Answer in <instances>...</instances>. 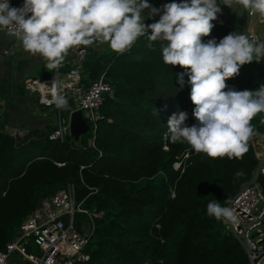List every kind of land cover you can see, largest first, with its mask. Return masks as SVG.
I'll return each mask as SVG.
<instances>
[{
    "label": "trees",
    "instance_id": "obj_1",
    "mask_svg": "<svg viewBox=\"0 0 264 264\" xmlns=\"http://www.w3.org/2000/svg\"><path fill=\"white\" fill-rule=\"evenodd\" d=\"M9 1L17 7L24 3ZM211 23L204 43L233 33ZM148 43L147 35L141 36L123 54L85 48L79 62L82 82L103 72L112 89L98 105L93 146L86 144L89 130L77 140L70 133L48 138L53 127L14 138L1 130V122L0 250L42 198L70 182L76 201L93 213L83 247L87 258L73 264H246L243 247L207 215V204L224 206L248 180L257 161L253 145L249 140L242 159H213L187 143L164 140L174 113L185 109L186 126L197 123L195 105L185 69L163 62V42L151 48ZM51 75L48 71L46 77ZM261 84L264 58L242 65L226 80L225 91L256 90ZM251 124L258 132L264 112ZM174 161H180L176 169ZM259 179L264 181V174ZM75 226L81 229L78 222Z\"/></svg>",
    "mask_w": 264,
    "mask_h": 264
},
{
    "label": "clouds",
    "instance_id": "obj_2",
    "mask_svg": "<svg viewBox=\"0 0 264 264\" xmlns=\"http://www.w3.org/2000/svg\"><path fill=\"white\" fill-rule=\"evenodd\" d=\"M221 3L242 7L249 15L264 19V0ZM148 8V16L160 12L148 0H24L19 8L11 7L9 0H0V31L19 39L24 52L39 55L49 71L58 69L69 51L79 46L107 44L113 52L123 54L141 36L147 35L149 48L155 41L163 42V62L179 65L188 75L197 121L186 126L187 110L179 111L178 116L174 113L168 119L173 142L187 143L196 153L213 159H242L255 134L251 121L264 112V84L256 90L225 91L226 80L238 75L242 65L264 58V43L236 32L219 42H202L221 11L216 0L167 3L158 21L145 25L143 10ZM184 75L179 76L181 84ZM50 96L47 103L67 108L68 100L55 76ZM207 215L225 224L238 223L234 210L217 201L207 204Z\"/></svg>",
    "mask_w": 264,
    "mask_h": 264
},
{
    "label": "built area",
    "instance_id": "obj_3",
    "mask_svg": "<svg viewBox=\"0 0 264 264\" xmlns=\"http://www.w3.org/2000/svg\"><path fill=\"white\" fill-rule=\"evenodd\" d=\"M172 2L180 3L182 0L162 1L161 5L155 7L160 9V12L153 16H148L151 8L144 9L145 20L148 23L155 21L157 16L163 14V5ZM9 4L11 7H17L10 1ZM213 22L221 23V18L216 15ZM245 35L250 39L255 37L258 43H264V39L255 32H247ZM9 39L13 46L21 45L16 37L9 35ZM9 51L8 48L3 49L4 53ZM73 51L74 59L63 74L58 68L53 70L50 77H26L22 81V87L35 97L38 104L55 110L54 127L48 132V138L62 139L65 134H69L68 115L71 111L79 109L87 124V130L90 131L89 136L86 137V144L93 146L96 120L100 116L98 105L103 94L110 93L112 89L103 72L84 84L81 80L79 62L85 53V46L74 48ZM54 76L62 85L63 94L68 100L67 117L62 114L61 109L47 103L51 99ZM1 130L14 138L24 133L21 128L8 122L2 123ZM260 134L262 136L260 143L256 149L253 148L257 161L250 178L244 181L224 204V207L234 210L238 223L225 224L220 221L223 230L231 233L243 247L248 264H264V238L261 236L254 238L250 235V230L264 221V190L263 185L258 182L259 176L264 174V134ZM163 139L172 141L171 134L169 132L164 134ZM162 147L166 148V145L163 144ZM60 163L56 162V164ZM179 165L180 161L172 163L174 169ZM76 212L83 214L90 223L92 211L83 206L81 200L76 201L73 186L67 182L56 188L48 197L42 198L38 205L19 222L15 234L0 250V264H15L8 261V256L12 252L29 264H73L76 260H85L87 254L83 251V247L91 233V225L89 224L87 229H77L74 223ZM28 245L35 246L36 251L28 249Z\"/></svg>",
    "mask_w": 264,
    "mask_h": 264
},
{
    "label": "crops",
    "instance_id": "obj_4",
    "mask_svg": "<svg viewBox=\"0 0 264 264\" xmlns=\"http://www.w3.org/2000/svg\"><path fill=\"white\" fill-rule=\"evenodd\" d=\"M221 6L223 18L220 24L226 25L233 33L255 32L264 39V19H261L258 14L249 15L246 10L239 6L230 8L223 3ZM144 23L145 25L148 24L147 21ZM8 39L9 35L6 42ZM8 46L0 42V113L6 118L1 122L17 121L19 125L16 126L21 128L24 133L32 129L45 130L54 127V110L51 107H43L38 104L35 97L27 93L22 87V81L26 77H46L49 70L46 68L45 62L39 55H29L24 52L21 45L11 49L8 53H4L3 49ZM74 54L73 49H71L59 67L61 74L71 65ZM21 106L26 109L25 116L20 113Z\"/></svg>",
    "mask_w": 264,
    "mask_h": 264
},
{
    "label": "rangeland",
    "instance_id": "obj_5",
    "mask_svg": "<svg viewBox=\"0 0 264 264\" xmlns=\"http://www.w3.org/2000/svg\"><path fill=\"white\" fill-rule=\"evenodd\" d=\"M164 2V0H148V3H149V5L151 6V7H157L159 4L161 5V2ZM144 14V13H143ZM145 16V15H144ZM161 16V15H160ZM160 16H157V18H156V20L155 21H153V22H150V23H148V24H151V23H154V22H157L158 20H159V18H160ZM146 18V17H145ZM223 18V17H222ZM146 20L144 19V22H145ZM147 24V25H148ZM6 38H8V34H7V32L6 31H0V42H2L3 43V45H7L8 46V40H9V46L8 47H6V48H8L9 50H11V49H13V48H15V46H13L12 44H11V41H10V39H8L7 40V42H6ZM7 43V44H6ZM11 44V45H10ZM87 46H85V48H86ZM90 47V46H89ZM91 48L94 50V54H98V53H103V54H106V53H109L110 51H112L110 48H109V46L107 45V44H98V43H94L93 45H91ZM43 106V105H42ZM43 107H46V106H43ZM52 108V107H51ZM53 109V108H52ZM54 110V109H53ZM25 111H26V109H25V107H23V106H21L20 107V113L21 114H23L24 115V113H25ZM29 112V111H28ZM62 114L66 117L67 116V113H66V108L65 109H63L62 111ZM55 113V110L53 111V114ZM49 115H50V113H49ZM25 116V115H24ZM2 120H5V118L3 117V115L0 113V122L2 121ZM10 123H12L13 125H19L18 123H17V121H10V120H8ZM260 128V129H259ZM258 131L259 132H257V131H254L255 132V134L251 137V139H250V141H251V144L253 145V148L255 147V149L257 148L256 146H258L259 145V143H260V137H262L261 136V134L260 133H262V134H264V125L263 126H260V125H258ZM80 135H82V134H80ZM251 174H252V172H251ZM251 174H250V176H251ZM250 176H249V178H250ZM248 178V179H249ZM258 182H259V184H261V185H263V190H264V181L263 180H261V179H259L258 178ZM74 222L76 223V222H78V224L80 225V227H81V229L83 230V229H87L88 227H89V220H87L86 219V217L85 216H83L82 214H80V213H75L74 214ZM256 228L258 229V231H256ZM258 232H259V234H258ZM250 235H252L254 238L255 237H257V236H261V237H263L264 238V221H262L260 224H258L256 227H254V228H252L251 230H250ZM30 250H33V251H36V249H35V246H33V245H30V248H29ZM8 261L9 262H11V263H15V264H29L28 262H25V261H23V258H21V256L19 257V256H17V254L15 253V252H12L9 256H8ZM246 264H248V261H247V258H246Z\"/></svg>",
    "mask_w": 264,
    "mask_h": 264
},
{
    "label": "water",
    "instance_id": "obj_6",
    "mask_svg": "<svg viewBox=\"0 0 264 264\" xmlns=\"http://www.w3.org/2000/svg\"><path fill=\"white\" fill-rule=\"evenodd\" d=\"M217 6L221 9L217 13V16L222 19L223 10L220 0H216ZM146 22V21H145ZM87 130V124L85 123L79 109H75L69 114V133L73 136L74 140H77L79 134L84 133Z\"/></svg>",
    "mask_w": 264,
    "mask_h": 264
}]
</instances>
